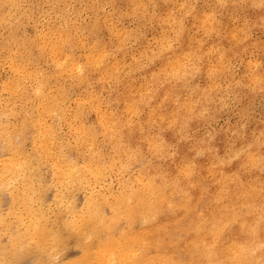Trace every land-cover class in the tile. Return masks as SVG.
<instances>
[{
  "label": "clouds",
  "instance_id": "1",
  "mask_svg": "<svg viewBox=\"0 0 264 264\" xmlns=\"http://www.w3.org/2000/svg\"><path fill=\"white\" fill-rule=\"evenodd\" d=\"M0 264H264V0H0Z\"/></svg>",
  "mask_w": 264,
  "mask_h": 264
}]
</instances>
